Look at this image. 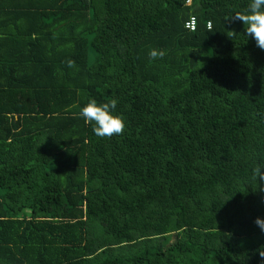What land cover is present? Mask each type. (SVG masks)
<instances>
[{"label":"trees","instance_id":"1","mask_svg":"<svg viewBox=\"0 0 264 264\" xmlns=\"http://www.w3.org/2000/svg\"><path fill=\"white\" fill-rule=\"evenodd\" d=\"M249 3L0 0V264H264V50L226 20Z\"/></svg>","mask_w":264,"mask_h":264},{"label":"clouds","instance_id":"2","mask_svg":"<svg viewBox=\"0 0 264 264\" xmlns=\"http://www.w3.org/2000/svg\"><path fill=\"white\" fill-rule=\"evenodd\" d=\"M226 20L241 21L244 25L246 35L252 37L256 41V46L264 50V0H250L246 11H237ZM211 27V25H210ZM235 34V32H233ZM166 51L163 49L153 48L149 52L150 60L163 59ZM68 68L75 69L76 63L72 59L65 61ZM118 101L112 99L106 103H98L95 99H91L80 110L79 115L86 123L94 122L93 132L98 137H112L114 135H122L126 128L125 118L121 114H115ZM262 166L252 169V179L264 182V172ZM254 223L264 232V219L257 217ZM259 256L264 259V249H257Z\"/></svg>","mask_w":264,"mask_h":264},{"label":"built area","instance_id":"3","mask_svg":"<svg viewBox=\"0 0 264 264\" xmlns=\"http://www.w3.org/2000/svg\"><path fill=\"white\" fill-rule=\"evenodd\" d=\"M187 4H189V3L187 2ZM193 27H194L193 20H191V22H189V23L186 24V28H188L190 30H193Z\"/></svg>","mask_w":264,"mask_h":264},{"label":"rangeland","instance_id":"4","mask_svg":"<svg viewBox=\"0 0 264 264\" xmlns=\"http://www.w3.org/2000/svg\"><path fill=\"white\" fill-rule=\"evenodd\" d=\"M51 218H58V212L56 210L52 212Z\"/></svg>","mask_w":264,"mask_h":264}]
</instances>
